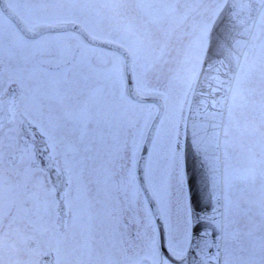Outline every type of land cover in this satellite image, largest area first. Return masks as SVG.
<instances>
[{
  "label": "snow or ice",
  "instance_id": "1",
  "mask_svg": "<svg viewBox=\"0 0 264 264\" xmlns=\"http://www.w3.org/2000/svg\"><path fill=\"white\" fill-rule=\"evenodd\" d=\"M18 3L19 0H9L10 7ZM46 27L51 30H30L31 35L26 36L0 15V65L5 57L19 55L25 65L31 64L30 71L34 72L47 62L45 57L51 44L67 34L55 30V22ZM68 60L72 61L69 64L72 78L65 79L74 86L78 83L79 56L69 53ZM66 62L62 58L57 63ZM17 70L21 74L29 71L24 65ZM5 91L0 72V217L10 210L3 195L7 158L16 162L14 174L17 177L9 191L21 205L29 200L33 204L32 209L22 206L18 209L25 217L35 215L38 222L58 228L63 203L64 216L71 213L73 224L90 233L96 224L113 230L119 224L127 228L125 212L131 206L144 254L130 260L129 264H144L145 260L148 264H167L157 253V246L171 259H181L172 252L177 220L169 177L155 141L149 143L135 128L121 134L112 130L106 132L100 121L89 127L87 108L73 114L70 125L61 126L43 114L37 121L29 114L27 104L21 108L18 102L10 100L5 108ZM193 180H189L190 185ZM93 185L99 205L95 214L90 211ZM113 190L122 193L123 202L120 195L111 194ZM189 191L191 210H199L198 194L192 187ZM175 203L178 207L179 200ZM127 219L130 221L131 217ZM191 231L197 232L198 225H193Z\"/></svg>",
  "mask_w": 264,
  "mask_h": 264
},
{
  "label": "flooded vegetation",
  "instance_id": "2",
  "mask_svg": "<svg viewBox=\"0 0 264 264\" xmlns=\"http://www.w3.org/2000/svg\"><path fill=\"white\" fill-rule=\"evenodd\" d=\"M7 2L9 4V0ZM33 2L39 3V0L32 2L19 0L17 6L11 7L20 16L26 27L32 21L31 6ZM179 4L180 1L176 4L179 11L176 12L172 8H168L170 13H163L160 19L157 7L149 5L146 8L139 7L137 11H134V7H128L126 3H122L125 23H123L121 38L123 41L121 43L126 45L132 53V63L136 64L134 73L136 72V78L140 76V83L136 82L139 90L142 89L141 86L144 87L148 84L162 92L171 93L170 90L177 91L179 89L178 92L183 93V90L186 91L190 86L202 53V50L200 51L198 48L204 47L206 43L207 27L219 2L217 0H197L193 5H190L191 1H187V3H183V7ZM187 5L190 6L186 8ZM34 14V20H39L42 16V13L37 11H34ZM0 15L2 14L0 13ZM8 21L15 25L12 21ZM110 38H115V33ZM53 43L55 46L45 57L47 62L37 68L42 70L41 72L31 74V64L25 65L19 55L12 58L5 57L3 65H0V72L3 73V83L6 87L3 99L11 95V100L18 102L21 108L27 104L29 114L37 121L43 114L44 117L55 120L61 126L70 125L73 114L87 108L90 119L89 127L95 126L97 121H100L106 132L112 130L123 134L125 131L131 132L133 128L142 132L144 114L141 107L128 102L124 94L121 99H124L125 102L113 103L110 88H106L105 85L99 88L106 79L103 78L104 81L97 83L93 71H85V77L78 71L76 79L81 83L78 82L79 84L70 86L65 79V77L69 80L72 78L69 65L61 70L44 66H57L56 63L59 60L55 59L61 54L60 52H70L73 46L76 49L80 48L78 54L80 59V53L85 48L84 41L74 35L69 39ZM89 50L91 54L88 62L92 68L99 71L111 68L109 50L93 45H90ZM195 53L197 59L193 62ZM65 60L70 61L68 57H65ZM21 65H24L29 71L23 74L19 73L17 69ZM7 67L11 72L5 74ZM179 148L180 146L177 144L175 149ZM175 155H178V151ZM15 163V161L10 162L7 158L4 163L6 180L3 195L10 210L0 217V223H2L0 237H3L7 244H10V240L14 238L12 231L6 233L3 231L10 221L19 223L37 221L35 215L27 218L23 212L18 210L21 206L25 209H32V201H26L21 205L14 193L9 191L10 185H14L16 181ZM111 194L113 196L120 195L123 202L122 193L113 190ZM90 197L93 201L90 211L95 214L99 207L96 203L95 185L92 186ZM63 208V203H61V216L57 220L59 227L51 225L57 238L56 264H129L130 260L144 254L143 240L137 235L135 214L131 206L125 212L127 228L123 224H119L113 230L96 224L90 233L78 232L79 226L73 224L71 213L65 217ZM140 215L143 217V212ZM128 217H131L130 221L127 219ZM65 222H67V227H65ZM142 225L143 220H141V227ZM27 234L28 243L32 240V235L37 236L35 233ZM85 234L87 235L85 236ZM86 238L87 241H85ZM174 249L175 247H173V251Z\"/></svg>",
  "mask_w": 264,
  "mask_h": 264
},
{
  "label": "rangeland",
  "instance_id": "3",
  "mask_svg": "<svg viewBox=\"0 0 264 264\" xmlns=\"http://www.w3.org/2000/svg\"><path fill=\"white\" fill-rule=\"evenodd\" d=\"M97 1L98 4L96 5ZM223 1L224 0H222V2ZM44 3H48L43 6L46 8L50 7V3H56L57 5L61 4V0H45ZM71 3L79 4V13L84 14L88 8L93 7V10L91 11L92 13L87 14L83 21H86L85 23L87 27H89L90 30L92 29L97 35L112 37L115 33V38L117 40L122 38V30L124 26L123 21H120L122 17L119 16L121 14H119L118 11L113 10L114 8L111 7V3L108 2V0H64L62 5L58 6L59 12L57 14L59 15L61 13V17L63 18L73 16ZM190 5H192V3ZM189 6L187 5L186 8ZM156 7L158 8L157 12L159 17L161 16L160 19L162 18L163 13H170L168 8H173L171 5L163 7L160 4ZM115 18L117 19V22L114 21ZM110 21L112 22L111 27L107 24V22ZM116 24L117 26H115ZM65 38H67V36L62 37L59 41H62ZM198 49L201 51L203 47ZM86 51L88 50H84L83 57L80 60L81 68L79 71H93V75L95 74L97 81L106 78V85L108 88H116L117 93L121 92L123 87H125V79H123L124 74L122 72L123 60L115 55L112 59L111 68L99 71L96 68H92L90 65L87 66L88 61L85 60V56L87 55ZM196 59L197 55L195 53L193 62ZM243 68L244 72L237 81L233 93V98L230 104V113L223 138L226 168L225 181L227 188L225 208L226 227L224 239L226 242L225 246H228V252H226V255L231 264H240L232 257L233 255H231L229 251L242 247V243L238 244L239 241L233 240L237 238V231L235 230H239L238 228L233 229V226L236 225L240 227L237 224V219L240 220L238 217L239 206L242 204L241 202L245 203L248 199L246 193H243L242 195V191L245 190L246 187L253 185V182L255 181L254 176H258L259 174L257 170L262 169L260 175H264V38L257 50L252 53L251 60H248ZM248 77L253 79V81L249 85L250 88L245 90L247 87L245 81ZM78 82L81 83L80 81ZM112 91L114 92V90ZM176 102H178V100H176ZM172 106H174V101L171 99V107ZM149 122L150 120H144V135ZM179 203L183 206L181 211L178 212V216H183L182 220L179 219V221L185 229L182 228L174 234L175 237H177L176 239L180 241L175 242L174 246L177 250H181L182 246L185 247V243H189L191 232L190 228V231L187 229L190 227V216L187 211L185 212L183 210L184 206H187V197L179 199ZM77 231L85 232L81 227H79ZM44 234L48 236L46 240L49 239L50 235L56 237V235L50 230H41L40 235L37 237L39 242L46 241L44 239ZM41 235H43V237H41ZM86 235L87 234H85V236ZM26 240L27 237H24L21 234L17 235L14 239V243H11L12 246L20 248L16 252H14V250L8 252L9 247L1 244L0 250L6 252H4L5 255H0V264H36L37 255L43 252L41 249L42 246L40 245L38 248H35L33 253H31L33 256L28 255L27 261V252L21 249L24 242L26 243ZM181 240H184V242H182L184 245L181 243ZM85 241H87V238ZM167 264L169 263L167 262Z\"/></svg>",
  "mask_w": 264,
  "mask_h": 264
},
{
  "label": "water",
  "instance_id": "4",
  "mask_svg": "<svg viewBox=\"0 0 264 264\" xmlns=\"http://www.w3.org/2000/svg\"><path fill=\"white\" fill-rule=\"evenodd\" d=\"M264 0H229L215 22L210 49L193 97L188 119V183L198 194L193 225L198 231L188 257L178 263H221V196L219 134L224 105L243 49Z\"/></svg>",
  "mask_w": 264,
  "mask_h": 264
}]
</instances>
